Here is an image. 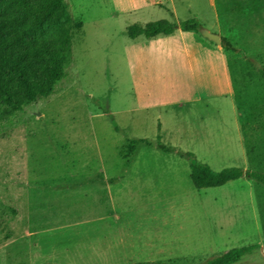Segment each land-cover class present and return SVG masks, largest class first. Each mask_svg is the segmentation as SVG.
<instances>
[{
	"label": "rangeland",
	"instance_id": "1",
	"mask_svg": "<svg viewBox=\"0 0 264 264\" xmlns=\"http://www.w3.org/2000/svg\"><path fill=\"white\" fill-rule=\"evenodd\" d=\"M162 1L137 13L131 0H65V77L0 117V264H206L251 245L240 264H264V186L198 190L190 178L191 158L264 174L262 11L255 0L239 12L236 55L180 29L131 39L129 27L162 20L221 32L218 2ZM226 68L255 71L241 126ZM134 140L150 143L132 152Z\"/></svg>",
	"mask_w": 264,
	"mask_h": 264
},
{
	"label": "trees",
	"instance_id": "2",
	"mask_svg": "<svg viewBox=\"0 0 264 264\" xmlns=\"http://www.w3.org/2000/svg\"><path fill=\"white\" fill-rule=\"evenodd\" d=\"M73 23L65 0H0V117L22 112L26 106L55 94L71 57ZM177 29L201 33L203 26L196 19L180 25L162 20L145 26L133 25L127 33L131 39L141 36L153 39L172 35ZM139 143L150 142L134 140L132 152ZM190 166V178L198 190L223 187L243 177L264 186L263 173L240 168L215 172L192 158ZM259 248L260 245H251L232 249L206 264H240Z\"/></svg>",
	"mask_w": 264,
	"mask_h": 264
},
{
	"label": "crops",
	"instance_id": "3",
	"mask_svg": "<svg viewBox=\"0 0 264 264\" xmlns=\"http://www.w3.org/2000/svg\"><path fill=\"white\" fill-rule=\"evenodd\" d=\"M210 1V5L212 8L216 7V5L221 6V14H217L216 15V19H217V28H220V33H216L218 34V36L221 38V45L215 44L214 42H211V45H215L217 51L222 54V55H226V53H228L229 51L225 48V45H232L234 48L235 46H237V43H235V37L236 34H238L239 32H241L242 29H240L241 27L240 25V21L242 22L243 18L242 17L241 9H246L248 6L247 4H253V2L255 0H246L243 2L244 6H242L243 4L237 3L239 2V0L235 1V0H209ZM218 2V4L216 3ZM251 2V3H250ZM131 8H133L134 10L132 11H136L137 13L142 12L143 10L147 9L148 7H163L164 3L162 0H157L156 3H151V4H147L145 5V1H138V0H131ZM241 4V5H240ZM255 4H259L256 5V7H258L260 9V12L262 11L261 14V18H263L262 20H264V0H257L256 2H254ZM167 21V20H166ZM170 22V21H169ZM205 27L203 26V29ZM179 30V29H177ZM176 30V31H177ZM181 30V29H180ZM175 31V32H176ZM182 31V30H181ZM174 32V33H175ZM183 32V31H182ZM173 33V34H174ZM184 33H194V40L198 41L199 37L203 38L201 33H196V32H184ZM172 34V35H173ZM250 34V33H248ZM169 35V36H172ZM198 35H200L198 37ZM234 54L236 55L237 52H239L238 50H233ZM229 54V53H228ZM238 56H235L233 58H236ZM232 58V59H233ZM237 60H239V58H237ZM225 73V77H226V81H227V85H228V91L230 92L229 96L232 97L235 101V111L237 114V121L238 124L241 126V124L243 123L242 121V115L240 113L239 110V106L241 105L240 102L244 101V102H250L251 100V95L253 94V91H251V89L254 87V83L253 81L249 80V79H245L246 77L249 76H253V74L255 73L254 70H240V69H228L226 68L224 70ZM235 76V77H233ZM233 78V79H232ZM235 79V80H234Z\"/></svg>",
	"mask_w": 264,
	"mask_h": 264
},
{
	"label": "water",
	"instance_id": "4",
	"mask_svg": "<svg viewBox=\"0 0 264 264\" xmlns=\"http://www.w3.org/2000/svg\"><path fill=\"white\" fill-rule=\"evenodd\" d=\"M201 34L207 38L208 40H210L211 42H214L215 44L221 45V38L216 35V34H212L209 31L202 29L201 30Z\"/></svg>",
	"mask_w": 264,
	"mask_h": 264
}]
</instances>
